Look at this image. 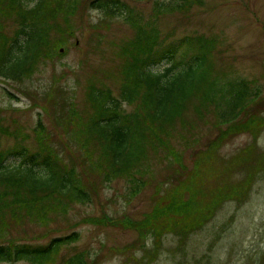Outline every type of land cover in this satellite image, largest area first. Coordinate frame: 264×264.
I'll list each match as a JSON object with an SVG mask.
<instances>
[{
  "label": "rangeland",
  "instance_id": "rangeland-1",
  "mask_svg": "<svg viewBox=\"0 0 264 264\" xmlns=\"http://www.w3.org/2000/svg\"><path fill=\"white\" fill-rule=\"evenodd\" d=\"M122 1L138 15V25L150 24L161 41L185 34L210 38L206 79H242L249 89L259 88L264 96V0ZM23 2L29 6L34 0ZM69 15L63 21L56 19L68 31L58 34L52 28L46 41L47 55L39 56L22 77L0 75V150L14 142L33 146L37 122L52 141L65 142L68 137L53 116L56 97L59 105L63 98H70L87 119L91 112L87 90L91 86L119 95L130 54L124 47L134 41L133 21L123 14L92 8L87 0ZM1 28L9 39L18 24L13 17H6ZM167 64L162 60L151 68L161 70ZM195 101L191 96L181 116L170 124L167 143L172 154L165 148L146 152L147 171L141 173L144 180L139 186L132 184L127 173L101 180L100 174L87 171L83 177L90 199L69 202L64 212L53 214L41 226H29L23 219L12 225L15 234L23 236L18 227L24 224L27 234L34 229L43 232L42 241L76 230L77 238L62 245L51 264L78 251L87 262L97 255L94 264H264V126L259 131L255 127L254 131L227 132L221 139L227 124L219 123L209 103L201 105L198 113L192 111ZM123 106L132 110L134 102L124 101ZM238 117L242 118L243 112ZM253 142L255 157L226 171L222 164L227 163L228 155ZM69 152L76 153L70 146ZM177 154L180 158L176 160ZM3 164L15 170L19 161L7 156ZM224 184H243V197L220 201L212 215L182 236L176 229L163 230L156 240L151 234L152 223L140 222L153 211L156 198L166 203L164 195L170 186H179L177 196L193 209L204 200V191ZM141 225L146 230L140 232ZM0 264L33 263L17 260Z\"/></svg>",
  "mask_w": 264,
  "mask_h": 264
},
{
  "label": "trees",
  "instance_id": "trees-1",
  "mask_svg": "<svg viewBox=\"0 0 264 264\" xmlns=\"http://www.w3.org/2000/svg\"><path fill=\"white\" fill-rule=\"evenodd\" d=\"M81 1L34 0L27 6L23 0H0V75L12 79L22 77L39 56H46L50 30L55 28L58 34L68 31L56 19L66 20ZM87 4L108 13L123 14L136 26L133 43L124 47L130 54L119 95L91 86L87 90L91 107L87 119L76 110L70 98H63L59 105L56 97L53 116L62 125L65 138L68 137L65 142L52 141L42 123L37 122L33 146L14 142L0 150V261L51 264L58 249L77 238V231L51 235L42 241L43 232L34 229L27 234L24 224L18 227L23 235L20 236L15 234L12 225L25 219L29 226H41L53 214L64 212L69 202L90 199L84 178L87 171L100 174L101 180L127 173L132 184L139 186L144 180L141 173L147 171V151L156 153L165 148L172 154V147L167 143L170 124L181 116L191 96L196 97L192 111L198 113L201 105L209 103L219 123L227 124L220 133L221 139L227 132L254 131L255 127L259 131L264 126V96L259 94V88L249 89L242 79H206L210 38L185 34L161 41L150 24L138 25V15L122 0H87ZM6 17H13L18 24L9 39L1 28ZM162 60L168 64L161 70H152L151 65ZM124 101L134 102L133 109L126 111ZM241 112L243 117L239 118ZM69 146L76 153L71 154ZM254 146V142L247 143L229 154L227 163L222 164L225 170L232 171L245 160L254 158ZM7 156L18 158L19 166L15 170L4 166ZM173 158L177 160L180 156ZM243 184H232V187L224 184L204 191V200L193 209L186 199L182 201L177 196L181 188L170 186L164 195L166 203L156 198L153 211L140 222L152 223L151 234L156 240L163 230L176 229L182 236L212 215L220 201L242 198ZM140 227V232L142 228L146 230L144 225ZM93 256L87 262L83 252H73L59 264H94L97 255Z\"/></svg>",
  "mask_w": 264,
  "mask_h": 264
},
{
  "label": "water",
  "instance_id": "water-1",
  "mask_svg": "<svg viewBox=\"0 0 264 264\" xmlns=\"http://www.w3.org/2000/svg\"><path fill=\"white\" fill-rule=\"evenodd\" d=\"M58 50L61 51L62 50V46Z\"/></svg>",
  "mask_w": 264,
  "mask_h": 264
}]
</instances>
